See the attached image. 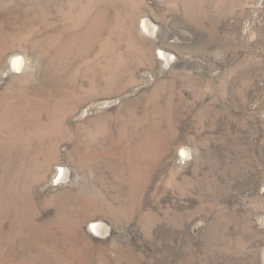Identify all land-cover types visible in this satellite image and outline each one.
Segmentation results:
<instances>
[{
    "label": "rangeland",
    "instance_id": "1",
    "mask_svg": "<svg viewBox=\"0 0 264 264\" xmlns=\"http://www.w3.org/2000/svg\"><path fill=\"white\" fill-rule=\"evenodd\" d=\"M0 264H264V0H0Z\"/></svg>",
    "mask_w": 264,
    "mask_h": 264
},
{
    "label": "bare ground",
    "instance_id": "2",
    "mask_svg": "<svg viewBox=\"0 0 264 264\" xmlns=\"http://www.w3.org/2000/svg\"><path fill=\"white\" fill-rule=\"evenodd\" d=\"M151 27V26H150ZM152 28V27H151ZM142 30L144 31V32H149V34H150V28H149V26L147 25V23H146V20L145 21H143V24H142ZM155 33V32H154ZM153 34V33H152ZM166 54V53H165ZM169 59V58H168ZM21 64H22V61H21V58L19 59V58H16L14 61H13V63L12 64H10L9 65V67L11 68V69H13V70H18L19 68H20V66H21ZM185 153V152H184ZM94 228H95V230H97V231H100L101 229H102V225H100V224H94Z\"/></svg>",
    "mask_w": 264,
    "mask_h": 264
}]
</instances>
